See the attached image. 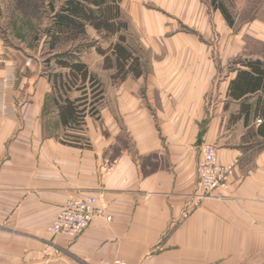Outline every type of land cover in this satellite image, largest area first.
I'll return each mask as SVG.
<instances>
[{
	"label": "crops",
	"instance_id": "0c3cea01",
	"mask_svg": "<svg viewBox=\"0 0 264 264\" xmlns=\"http://www.w3.org/2000/svg\"><path fill=\"white\" fill-rule=\"evenodd\" d=\"M122 5L145 72L111 80L86 118L91 148L61 143L49 74L0 32V264H264L260 92L230 93L248 61L264 62V29L231 27L208 0ZM207 143L230 173L203 197ZM88 196L111 221L75 238L47 231Z\"/></svg>",
	"mask_w": 264,
	"mask_h": 264
},
{
	"label": "trees",
	"instance_id": "16d2710c",
	"mask_svg": "<svg viewBox=\"0 0 264 264\" xmlns=\"http://www.w3.org/2000/svg\"><path fill=\"white\" fill-rule=\"evenodd\" d=\"M19 5L33 7L36 0H15ZM50 2V1H49ZM57 6L50 2V23L46 31V45L50 63L54 60L59 71L50 73L53 101L64 127L61 143L77 148H91L89 138L85 135L84 126L88 116L99 117V105L106 92L102 81L91 72L87 63L81 59V53L87 47L96 44L88 43V28H93L104 39H114L111 46L103 49L97 45V51L105 58L104 68L114 70L115 83H122L128 76H142L144 63L140 51L130 41L131 22L124 13L123 0H62ZM215 10L222 11L231 27L235 17L224 0H211ZM87 42V43H86ZM250 71L241 70L232 80L230 93L244 96L259 94L262 104L260 116L264 118V62L250 60L246 63ZM80 92L73 97V92ZM264 125L259 131L264 134Z\"/></svg>",
	"mask_w": 264,
	"mask_h": 264
},
{
	"label": "rangeland",
	"instance_id": "374dc122",
	"mask_svg": "<svg viewBox=\"0 0 264 264\" xmlns=\"http://www.w3.org/2000/svg\"><path fill=\"white\" fill-rule=\"evenodd\" d=\"M49 1L57 6L62 3V0H36L34 6L30 7L26 3L18 6L15 0H0V32H2L5 42L10 46L22 51L28 57L33 58L36 56L42 65V70L50 75V73H55L59 70L56 68L54 60L50 63L47 61L50 55L48 53V45L45 43V30L51 20ZM224 1L235 17L237 28L240 29L246 25L248 28L258 26L259 36H263L264 0ZM148 5H153V3ZM127 11H125V14L129 18ZM87 30L89 33L87 42L90 44L94 42L96 45L85 48L81 53V59L87 63L91 72L97 74L107 90L110 87L111 80L112 83H115L112 78L113 73L111 74L110 69L106 70L104 68L105 58L97 51L96 46L99 45L103 49H107L111 46V42L114 39H104L93 28H88ZM130 41L139 50L142 49L139 42H137V33H134L133 29L131 30ZM212 43H219V41L213 40ZM79 94L80 92L75 91L72 96L77 97ZM104 98H106V92Z\"/></svg>",
	"mask_w": 264,
	"mask_h": 264
},
{
	"label": "built area",
	"instance_id": "2783aa9c",
	"mask_svg": "<svg viewBox=\"0 0 264 264\" xmlns=\"http://www.w3.org/2000/svg\"><path fill=\"white\" fill-rule=\"evenodd\" d=\"M216 146L207 143L202 146V158L198 164L199 194L203 197L210 196L215 190L225 186V181L230 173L227 165L218 162ZM107 216L111 221L112 216L106 215L105 210L99 205L98 198L93 196L72 198L67 201L62 210L55 216V220L47 228L52 236L65 235L75 238L98 217ZM115 264H127L118 259Z\"/></svg>",
	"mask_w": 264,
	"mask_h": 264
}]
</instances>
